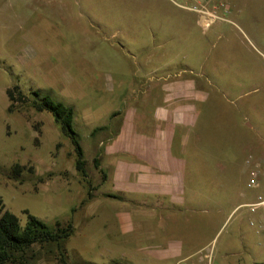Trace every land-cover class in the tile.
I'll return each mask as SVG.
<instances>
[{
    "label": "rangeland",
    "instance_id": "1",
    "mask_svg": "<svg viewBox=\"0 0 264 264\" xmlns=\"http://www.w3.org/2000/svg\"><path fill=\"white\" fill-rule=\"evenodd\" d=\"M225 2L229 9L204 29L171 0H0V196L21 225L25 210L50 224H72L71 264H157L153 243L163 242L164 230L175 239L187 232L185 249L215 237L181 264H202L208 253L214 264H264V233L248 220L254 214L243 207L228 216L260 192L247 185L246 158L249 149L264 154V0ZM176 81L196 89L177 98L194 117L177 126L156 118L161 106L175 108L163 85ZM15 85L74 109L86 177L51 112L30 104L9 112L6 91ZM126 122L135 130L173 131V156L187 166L185 197L196 204L177 222L166 211L149 225L146 189L118 194L126 202L120 205L135 210L123 224L115 217L120 202L106 197L116 190L115 170L109 166L106 179L101 153ZM15 163L27 166L19 176ZM89 192L97 213L87 219ZM154 229L161 231L151 240ZM50 249L34 245L24 264H54Z\"/></svg>",
    "mask_w": 264,
    "mask_h": 264
},
{
    "label": "crops",
    "instance_id": "2",
    "mask_svg": "<svg viewBox=\"0 0 264 264\" xmlns=\"http://www.w3.org/2000/svg\"><path fill=\"white\" fill-rule=\"evenodd\" d=\"M189 1L190 0H188V2ZM194 14L197 17V23H199L198 15L196 13ZM163 87L166 92L165 99L176 101V104H174L175 108L173 109L161 106L158 109L156 118L159 121L162 120L172 122L175 126L192 122L194 117L188 112V109L191 111L193 110L192 106L180 104V101H178L177 98L181 95L188 98L196 94L194 86L191 83L184 84L180 81H176L173 84L166 83ZM182 136L186 141L189 137V133H186V131L182 132ZM174 137L173 131L161 130L152 133V131L146 132L143 130H135V125L133 123L129 124L128 122H126V125L123 126V129H121V132L117 137H115V139L109 137V139L112 138L113 141L111 143H107L105 150L101 153V168L106 174V179L112 175V171L109 166H112L115 170L113 181H115L116 190L107 193L106 197L120 202L114 209L116 213L115 217L120 220L121 224H123L125 220L132 218L133 214H131V212H134L135 210L132 207L129 209L131 211L130 212L125 205H120L124 202L123 198H120V195L124 190H147L149 201H147V206L144 207L146 208L150 226H154V224H156L159 220H164L163 214L166 211H169L168 218L176 220L175 222H177L180 215L196 206L193 199L191 200L192 202L190 201V203H188L185 197L188 185V182L185 180V170L187 166L183 165L184 161H181V164L180 161H177V159L173 156L175 151L173 152L174 148L172 138L174 139ZM248 152L246 163L248 164L247 169L249 173L255 165L264 164V154H254L252 149H249ZM124 154H130L132 158L127 159L120 157ZM103 158L105 166L102 164ZM105 167L108 168V171ZM130 174L135 177L134 180L129 179ZM199 182L201 184V181ZM199 182L195 180L191 183L198 186ZM210 183L213 185L214 180H211ZM256 189H260V192L258 193L263 192V189L260 187ZM111 195H116L118 197H113ZM241 196L244 199L247 197L246 193H241ZM95 200L96 195L85 201L87 219L94 218L96 216L97 212L94 207ZM250 201L252 200L236 203L231 208L228 216L238 212L243 207H247L246 204ZM252 213L254 216L248 217L249 221H261L264 219V210ZM252 227L257 233H259L254 226ZM160 231V229L149 230V239L154 240V238H157ZM162 232L163 235H165L163 242H161V244L160 242L158 244L153 243V245L158 248L156 250L153 248V253L151 252L152 257L158 261L157 264H173V261L175 260H177L175 264H178L179 262H187L193 258V256L203 254L204 250H206L215 239V237H213L209 240V242L200 241L195 244V246L185 249L186 246H189L188 243H186L187 232L186 234H181L179 232L177 234L178 239L173 237L170 230H164ZM192 235L199 234L194 233ZM204 255L202 258L200 257L199 262L207 264V259ZM191 264L195 263L192 262Z\"/></svg>",
    "mask_w": 264,
    "mask_h": 264
},
{
    "label": "trees",
    "instance_id": "3",
    "mask_svg": "<svg viewBox=\"0 0 264 264\" xmlns=\"http://www.w3.org/2000/svg\"><path fill=\"white\" fill-rule=\"evenodd\" d=\"M6 93L10 100L9 112H13L18 104L21 106L30 104L37 111L47 110L53 114L63 134L70 138L74 146L77 169L86 177L84 149L79 134L74 129V109L62 102L54 101L49 96L42 95L39 90L26 93L19 85L8 88ZM98 129L100 128L94 131ZM95 161L98 165V159ZM26 168L24 164L15 163L12 171L15 176H19ZM91 197L92 194L89 192V198ZM25 212L28 219L25 225H21L19 217L6 207L0 196V264H24L27 250L36 244L52 247L50 251L54 256V264H71L66 242L73 234V225L70 223L64 225L59 221L50 224L30 214L27 210ZM112 264H119V262L116 260Z\"/></svg>",
    "mask_w": 264,
    "mask_h": 264
},
{
    "label": "built area",
    "instance_id": "4",
    "mask_svg": "<svg viewBox=\"0 0 264 264\" xmlns=\"http://www.w3.org/2000/svg\"><path fill=\"white\" fill-rule=\"evenodd\" d=\"M171 1L184 9L196 13L198 15L199 24L204 29H208L217 19L222 18L219 10L229 9V5L225 0H190L184 4L178 3L176 0ZM248 187H260L263 189V192L258 193L252 201L246 204V206L252 212L264 210V164H257L250 170ZM250 224L254 226L259 233H264V219L261 221L251 220ZM204 257L207 259V264H214L210 253L205 254Z\"/></svg>",
    "mask_w": 264,
    "mask_h": 264
}]
</instances>
